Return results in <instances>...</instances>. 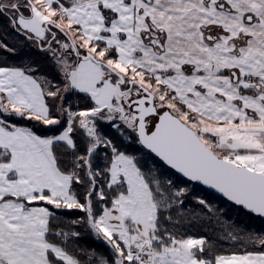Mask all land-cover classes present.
Returning <instances> with one entry per match:
<instances>
[{
  "label": "snow or ice",
  "instance_id": "1",
  "mask_svg": "<svg viewBox=\"0 0 264 264\" xmlns=\"http://www.w3.org/2000/svg\"><path fill=\"white\" fill-rule=\"evenodd\" d=\"M0 23L55 69L0 57V264H264V235L182 232L173 179L264 217V0H0Z\"/></svg>",
  "mask_w": 264,
  "mask_h": 264
},
{
  "label": "trees",
  "instance_id": "2",
  "mask_svg": "<svg viewBox=\"0 0 264 264\" xmlns=\"http://www.w3.org/2000/svg\"><path fill=\"white\" fill-rule=\"evenodd\" d=\"M4 24L0 23V39L7 41L10 45L16 47L15 53L0 52V57H6L10 64L22 65L25 63L38 62L39 67L49 78L55 74L52 62L46 54L34 48L27 42L21 43L15 33L10 30L4 31ZM73 103V101H70ZM75 104V103H73ZM24 125L31 126V122H24ZM50 134V133H49ZM173 179L180 187H188L189 195L185 201L182 211L184 219L181 221V231L196 236H207L217 242L220 248L230 253L232 251H244L243 245L238 240L227 238L230 230L233 235H264V218L255 215L243 207L235 205L226 198L221 197L202 185L195 182H187L179 174H173ZM198 198L204 199L213 211L209 212L207 208L198 203ZM64 213H67L66 215ZM58 214L62 219L77 218L80 213L76 210H60ZM81 243L85 246L92 245L102 250V245L94 237L85 234ZM250 247V246H249Z\"/></svg>",
  "mask_w": 264,
  "mask_h": 264
},
{
  "label": "water",
  "instance_id": "3",
  "mask_svg": "<svg viewBox=\"0 0 264 264\" xmlns=\"http://www.w3.org/2000/svg\"><path fill=\"white\" fill-rule=\"evenodd\" d=\"M196 183V182H195ZM201 185V184H200ZM203 187H205L207 190H209V191H211V192H213V193H215V194H217V195H219V196H221V197H223L222 196V194H220V193H218V192H216L214 189H211V188H209V187H207V186H205V185H202ZM225 198V197H224ZM227 199V198H226ZM231 202V201H230ZM232 203H234V202H232ZM235 204V203H234ZM236 205V204H235ZM239 206V205H238ZM242 207V206H241ZM245 210H247V209H245ZM247 211H249V210H247ZM250 212V211H249ZM253 214H255V213H253ZM255 215H257V214H255ZM264 218V217H263Z\"/></svg>",
  "mask_w": 264,
  "mask_h": 264
},
{
  "label": "rangeland",
  "instance_id": "4",
  "mask_svg": "<svg viewBox=\"0 0 264 264\" xmlns=\"http://www.w3.org/2000/svg\"><path fill=\"white\" fill-rule=\"evenodd\" d=\"M71 101H73V103H76V98L73 97ZM71 103H72V102H71Z\"/></svg>",
  "mask_w": 264,
  "mask_h": 264
},
{
  "label": "crops",
  "instance_id": "5",
  "mask_svg": "<svg viewBox=\"0 0 264 264\" xmlns=\"http://www.w3.org/2000/svg\"><path fill=\"white\" fill-rule=\"evenodd\" d=\"M25 126H27V125H25Z\"/></svg>",
  "mask_w": 264,
  "mask_h": 264
}]
</instances>
